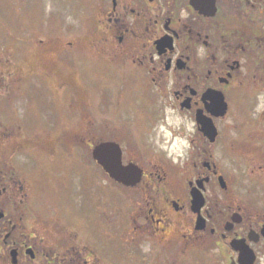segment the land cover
<instances>
[{
  "label": "flooded vegetation",
  "instance_id": "1",
  "mask_svg": "<svg viewBox=\"0 0 264 264\" xmlns=\"http://www.w3.org/2000/svg\"><path fill=\"white\" fill-rule=\"evenodd\" d=\"M69 2L85 14L87 42L55 74L70 78L59 88L72 89L74 112L84 106L85 125L62 129L116 133L86 142L92 154L116 142L123 164L141 169L126 187L136 204L126 225L105 210L86 216L85 234L63 205L33 234L26 182L13 177L0 183V260L14 264L16 251L17 264H124V251L127 264H264V0Z\"/></svg>",
  "mask_w": 264,
  "mask_h": 264
},
{
  "label": "rangeland",
  "instance_id": "2",
  "mask_svg": "<svg viewBox=\"0 0 264 264\" xmlns=\"http://www.w3.org/2000/svg\"><path fill=\"white\" fill-rule=\"evenodd\" d=\"M84 15L69 0H0V164L3 167L6 160L10 165L7 175H0L4 178L0 183L24 177L29 195L24 203L29 210L26 226L33 234L41 229L39 216L51 215L50 211L63 205L73 206L85 234L86 216L101 220L106 214L101 210H105L110 220L126 225L136 204L134 192L115 183L94 162L86 142L115 138L116 133L78 130L85 125L81 117L84 106L77 104L73 111L72 89L63 92L59 88L70 78L55 74L72 60L67 50L86 45ZM73 124L78 126L76 132L62 129ZM175 145L184 146L181 139H175ZM5 204L7 198L0 195V207ZM92 233L108 247L105 236ZM122 255L127 264L126 252ZM10 261L2 257L0 264H12Z\"/></svg>",
  "mask_w": 264,
  "mask_h": 264
},
{
  "label": "water",
  "instance_id": "3",
  "mask_svg": "<svg viewBox=\"0 0 264 264\" xmlns=\"http://www.w3.org/2000/svg\"><path fill=\"white\" fill-rule=\"evenodd\" d=\"M94 159L116 182L125 186H135L141 178V169L134 165H124L122 161V150L116 142H103L97 145L93 150ZM193 205L202 207L204 205L203 195L197 188L192 190ZM199 209V208H198ZM3 217L0 213V219ZM14 264H17V253L12 252Z\"/></svg>",
  "mask_w": 264,
  "mask_h": 264
}]
</instances>
